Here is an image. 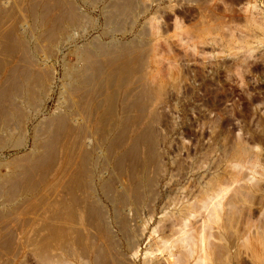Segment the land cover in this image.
Here are the masks:
<instances>
[{"label":"bare ground","instance_id":"1","mask_svg":"<svg viewBox=\"0 0 264 264\" xmlns=\"http://www.w3.org/2000/svg\"><path fill=\"white\" fill-rule=\"evenodd\" d=\"M80 1L94 7L101 0H0V264L27 263L23 252L40 264L127 263L121 237L133 248L130 215L138 217L163 169L152 122L157 110L150 109V116L148 110L163 86L146 70L149 60L139 38L101 39L122 30L129 19L136 22V0H112L100 7L105 8L100 13L104 31L83 44L78 38L88 37L98 24ZM76 29L82 31L79 37ZM69 56L75 60L68 62ZM53 96L55 107L43 117ZM237 142L232 156L252 157L256 172L258 156ZM9 148L27 151L8 159L3 153ZM234 161L235 168L245 162ZM212 185L213 193L204 192L202 202L229 186L224 181ZM245 191L238 187L227 199L229 210ZM188 209L186 204L179 214L180 231ZM230 213L224 217L232 225ZM201 247L195 264L205 259Z\"/></svg>","mask_w":264,"mask_h":264},{"label":"rangeland","instance_id":"2","mask_svg":"<svg viewBox=\"0 0 264 264\" xmlns=\"http://www.w3.org/2000/svg\"><path fill=\"white\" fill-rule=\"evenodd\" d=\"M111 1L101 0L94 7L80 1V7L98 25L89 30L88 37L78 38L79 44L104 31L100 13ZM136 3V22L129 19L122 30L104 34L101 39L127 42L139 38L149 60L146 70H150L148 73L157 85L164 87L154 93L148 110L149 116L150 109L155 106L157 110L152 122L158 136L160 164L166 171L157 173L154 192H146L138 217L130 215L136 231L133 248L125 245L126 240L119 234L121 252L128 264H195L204 244L206 260L196 264H264V243H261L264 242V140L259 136L264 130V0H136ZM74 31L77 36L82 33ZM69 57L67 61H73L74 56ZM55 104L53 96L42 116H47ZM239 140L252 150L251 154L258 156L256 172L250 167L252 157L234 156L245 162L239 168L231 164L236 162L232 150ZM26 151L4 149L3 156L12 159ZM237 170L243 174L236 175ZM234 178L244 181L236 184ZM220 181L229 186L219 197L202 202V194L210 192V196L213 192L209 188ZM238 187L245 189V194L229 210L226 203ZM218 200L220 206L216 205ZM186 204L189 206L188 214L184 215L186 226L180 231L179 214ZM227 210L231 211L232 225L224 217L228 216ZM255 233L260 235L257 241ZM21 255L24 259L27 255L25 264H40L30 254Z\"/></svg>","mask_w":264,"mask_h":264}]
</instances>
